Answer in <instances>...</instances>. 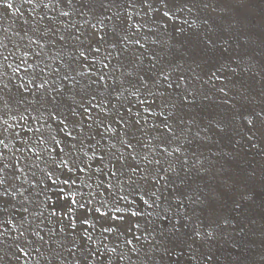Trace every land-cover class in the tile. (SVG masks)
I'll return each mask as SVG.
<instances>
[{
    "label": "snow or ice",
    "instance_id": "1",
    "mask_svg": "<svg viewBox=\"0 0 264 264\" xmlns=\"http://www.w3.org/2000/svg\"><path fill=\"white\" fill-rule=\"evenodd\" d=\"M220 5L264 49V0H0V264H217L231 221L194 216L245 181L264 264V59L204 71L211 17L171 44L156 23ZM202 131L259 169L213 171Z\"/></svg>",
    "mask_w": 264,
    "mask_h": 264
},
{
    "label": "rangeland",
    "instance_id": "2",
    "mask_svg": "<svg viewBox=\"0 0 264 264\" xmlns=\"http://www.w3.org/2000/svg\"><path fill=\"white\" fill-rule=\"evenodd\" d=\"M210 16L209 23L213 25L216 34L221 38L218 40L217 48L214 53V59L204 68V71H217L221 65L235 66L239 62L237 53L247 51L248 56L243 61V66L251 65L253 70L259 62L264 59V49L257 46L258 42L255 34V26L238 23L237 18L231 11H225L224 6H217L216 11H211V8L200 12L199 18L194 11L189 15L187 12H176L175 17L171 20H160L157 18V26L159 27V39L169 44L180 40L181 36L175 31L177 27H184L189 34L193 30H203V18ZM187 20L189 24H184ZM195 21V24L192 22ZM5 24H11V19H6ZM167 23V27L164 24ZM191 25V28L189 27ZM250 28L253 29L250 31ZM227 48V51L224 49ZM215 65V67H213ZM234 80L247 79L242 73L239 76H234ZM202 136H207L203 142L196 140L191 145V150L202 155L200 158L213 164V171L221 167H228L226 163L232 160L233 157L239 162L240 167L251 172L252 169H259V161L261 157L255 152L249 151L246 144L241 150L240 145L233 146L226 138H222L212 131L207 133L201 132ZM243 135V132H241ZM239 139V137H237ZM243 143V142H242ZM260 173L257 171V177ZM206 181H197V184L203 186ZM248 195L247 181L237 183L236 187L229 193L222 202L218 203L213 210L205 209L203 214L197 209L196 217H200L205 223L212 216L218 220L223 217L229 218L231 221L228 225H223L227 235H222L217 241L212 244V251L215 253L217 264H255L259 260V238L248 234V227L243 216L238 211H234L235 204L241 205L242 211L245 214L249 213L248 201L244 197ZM260 199H264V193L257 199V206Z\"/></svg>",
    "mask_w": 264,
    "mask_h": 264
}]
</instances>
